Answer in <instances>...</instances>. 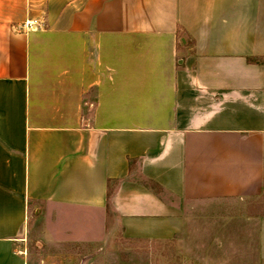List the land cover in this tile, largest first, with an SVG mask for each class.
Returning <instances> with one entry per match:
<instances>
[{"label":"crops","instance_id":"crops-1","mask_svg":"<svg viewBox=\"0 0 264 264\" xmlns=\"http://www.w3.org/2000/svg\"><path fill=\"white\" fill-rule=\"evenodd\" d=\"M263 194L264 0H0V264L38 217L171 240ZM234 221L264 264V214Z\"/></svg>","mask_w":264,"mask_h":264},{"label":"rangeland","instance_id":"rangeland-1","mask_svg":"<svg viewBox=\"0 0 264 264\" xmlns=\"http://www.w3.org/2000/svg\"><path fill=\"white\" fill-rule=\"evenodd\" d=\"M30 20L46 25L43 15ZM260 213L264 214V194L205 202L192 215L188 232L171 240L128 236L112 211L102 240L64 234L48 217H38L29 225L26 249L29 264H260L259 258L248 255L254 226L234 221Z\"/></svg>","mask_w":264,"mask_h":264},{"label":"built area","instance_id":"built-area-1","mask_svg":"<svg viewBox=\"0 0 264 264\" xmlns=\"http://www.w3.org/2000/svg\"><path fill=\"white\" fill-rule=\"evenodd\" d=\"M43 22L42 20H27L23 24V28L25 29H38V28H43Z\"/></svg>","mask_w":264,"mask_h":264}]
</instances>
